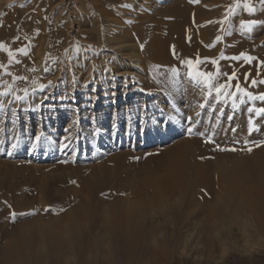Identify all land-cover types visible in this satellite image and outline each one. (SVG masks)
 I'll list each match as a JSON object with an SVG mask.
<instances>
[{"label":"rangeland","instance_id":"rangeland-1","mask_svg":"<svg viewBox=\"0 0 264 264\" xmlns=\"http://www.w3.org/2000/svg\"><path fill=\"white\" fill-rule=\"evenodd\" d=\"M129 1L131 0H0V21L7 12H13L16 16L13 18L15 22L12 25L25 18L39 26V30L36 31L38 38L36 43H23L11 49L10 41L12 39L15 42L16 37L1 40L2 44L8 46L10 54L13 53L11 55L13 57L19 52H27V62L30 61L33 64L31 71L38 75L35 87L25 93L22 87L27 85V76L21 77L18 71L4 72L0 69V124H2L0 135L2 137L21 127L27 128L29 122L34 120L33 127L37 131L39 126H36L41 120L53 121L54 117H47L45 114L50 113L54 108L59 110L67 106L66 109L73 111V118L76 116L74 112L76 107L83 105L80 108L86 109V112L92 110L89 105L92 101L83 100L77 105L73 100L75 97L91 99L94 96L93 76L97 72H102L101 64L104 65V62L109 61L101 60L98 62L100 65L98 63L94 66L88 65L86 67L88 73L84 72L83 75L77 72V67L80 66L78 61L82 59L80 56L87 46H97V48L92 47L95 50L89 52V55L83 53V58L94 56L91 53L98 54V41L84 42L89 36L86 30H92V27L97 24L101 25L102 17L99 9L101 7L105 11L113 12L117 19H121L120 21H124L121 12L123 13L124 5ZM178 1L185 0L152 2L153 7L146 18L136 23L134 19L124 21L127 24L131 23L134 33L138 32V43L156 44L158 52L173 57L172 60L174 59L176 64L179 63L178 69L165 68L162 71L158 66L160 72L151 73V78L153 77L151 81L153 80L160 96L148 105L150 101L147 103L142 96L133 95L135 86H125L123 83L113 85L114 83L110 80L104 82L102 93L105 98L108 97L109 102H113L117 95L119 102L125 100L126 94L133 96L134 102H131L129 107L133 106L134 117L138 115L140 132L141 130L151 132L152 136L153 125L156 122L151 116L152 110H162L160 116L164 118L169 114L167 124H176L175 128L167 132L160 143L157 140L154 144L140 147V149L119 148L113 153L92 156L70 152L67 156L52 161L53 163L42 157L29 159V150L21 154V151L16 150L17 145L13 148L11 144L6 146L0 144V255L4 257L7 247L18 241L19 247L14 245L16 250L21 247L24 256L34 259L45 245L53 246L54 235L61 232L60 228L71 226V229L68 228L70 233H66L68 236L65 235L64 239L69 243L77 244V248L73 247L74 249L70 251H64L63 258H57L56 251L51 249L47 261L42 264H65L64 259L66 261L70 259L71 264H94L98 253L93 249L87 250L84 243L87 244L96 238V235L101 237L104 233L98 231L101 218L98 217L99 226L94 225L95 227L92 226L91 220L96 213L105 211L109 216L120 215V212H125L124 209H126L129 215L128 222H137L145 231L155 227L158 229L156 230L158 234L151 235L150 240L159 239L166 242L164 248L172 252V258L168 259L169 264H209L210 251L204 240L206 223L211 224L210 235L218 237L217 240L221 241L222 245L212 255L211 264H254L264 261V239L261 238L260 244L250 252L244 249V243L240 240L243 233L252 234L253 228L248 221L249 214L241 220L238 219L239 224L235 223L233 204L238 201L237 198L233 197L232 201L225 199L224 202H218L214 208L210 209L207 205L214 204L215 198L205 199L199 194L192 198L191 186L184 187L181 191L176 189V193L169 199L167 197V203H150V195L143 196L141 199L138 197L145 188L147 190L150 187L142 182L146 178L155 176L158 166L163 169L170 158V155L168 156L170 151L185 140L191 143L190 163L192 162L193 165L203 161V163L207 161L214 165L224 160L227 164L229 163L228 165H236L239 169L242 166H239V163H243L247 167H242L245 171H241L240 168L241 172L238 175L241 178L240 181L253 179L264 170V113L256 111L264 107V102L258 99L261 94H264V52L259 51V48L264 50V8L260 0H186L184 3L188 4V14L194 20L193 23L169 16L163 24L157 25L159 16L166 12L169 15L173 13ZM232 3L237 7L229 6ZM246 4L252 6L254 11L249 12L243 9L242 17L237 8L241 9ZM201 11L214 14L213 18L208 19L207 24L216 26L214 40L201 38L210 27L204 25L205 21L201 20ZM87 13L90 14L87 16ZM175 23L179 24L178 30L174 28ZM241 23L247 26L242 29ZM176 31L183 34V41H193V38L199 37L201 40L199 46H204L209 54L201 52L198 47L192 55H188L185 49L180 47L179 41L175 40ZM73 41L77 46L80 45L78 47L81 50L71 51V53L68 48ZM251 63L257 65L250 69ZM0 64L3 65L4 60L0 61ZM26 64L21 63L19 67H29ZM190 68L193 73L192 78L189 77ZM157 76L160 82L156 80ZM222 85L224 87L220 94H217V88ZM237 85L241 89L240 92L236 90ZM245 92L257 99H249L244 95ZM177 96L181 99L188 96L192 98L191 104L184 106L186 109L184 115L177 113ZM105 101L106 99H103L101 105ZM42 105L49 108L46 113L41 109ZM129 107L123 103L116 110L113 109L108 118L110 122L113 119V112H121ZM39 111L43 112L38 114ZM87 115L91 118L93 113ZM180 119L183 125L179 124ZM186 124L188 130L185 128L183 131L182 128ZM74 125L73 129L78 125L81 126V123L74 119ZM26 137L33 139L36 136ZM17 143L16 141L15 144ZM117 163L122 165L121 169ZM227 168L230 167L227 166ZM123 169L127 170L123 171ZM134 170L137 175H133ZM133 177L140 179L141 183H138L139 180L133 181ZM87 183H89V191L85 186ZM203 190L206 188L201 189ZM77 192L80 194L78 195ZM136 200L139 201L138 203L141 202L139 209L142 212L134 216V206L131 208V202ZM94 203L98 204V212L94 211ZM231 203H233L232 206ZM68 212L72 214V218L65 217ZM38 223L44 224L42 227L46 232H43L42 228H36ZM51 226H54L52 228L54 232L50 231ZM55 227L58 229L57 232ZM72 228L75 231H72L74 230ZM220 229L227 231L221 234L222 237L217 235ZM48 231L53 235H50ZM231 236L235 238L232 240ZM226 241L230 243L228 247ZM236 243L238 245H235ZM80 244H83L85 248L84 246H81V249L78 248ZM142 249V244L138 243L136 251L139 253ZM76 252L85 254L81 262L77 260ZM16 255L17 251L14 252L13 257L15 258Z\"/></svg>","mask_w":264,"mask_h":264},{"label":"bare ground","instance_id":"bare-ground-1","mask_svg":"<svg viewBox=\"0 0 264 264\" xmlns=\"http://www.w3.org/2000/svg\"><path fill=\"white\" fill-rule=\"evenodd\" d=\"M157 1L161 2V1H167V0H131L127 2L126 5H124V10H123V13L121 12V16L123 17L124 21H126L127 19L129 20L134 19L136 23L148 16V14L150 13L153 7L152 2H157ZM184 2H186V0L178 1L174 12L170 13V15L167 12L160 15L159 16L160 19L157 22V25L163 24L165 20H167V17L169 16L181 18L184 20V22H187V23H193L194 20L188 14V4ZM239 5L240 4H238V6ZM229 6L237 7V5H234L233 3L229 4ZM99 9L101 11L100 16L102 17L100 21L101 25L99 26V24H97L92 27V30H89V29L86 30V32H89L88 34L89 36L87 37V39L84 40V42L98 41L99 43L98 54L99 55L97 53L96 54L91 53L94 56H87L89 55V52H93V50H95L92 47L97 48V46L91 47L89 45L87 46L86 49H84L83 47L84 49L83 53L87 54L86 55L87 57L83 58V53H82V56H80V58L82 57V59L78 61L80 63V66L77 67V72L80 74L87 72L88 70L86 71V67L88 65L93 64L94 66L101 60L103 61L108 60L109 62H104L105 63L104 65L101 64L102 68L101 67L100 68L102 72H97L93 76V78L95 79L94 81L95 88H94V92H92L94 93V96L92 98L90 97L91 99H88V98L86 99L85 97H79V98L75 97L73 100L74 104H77V105H79L80 101H83V100L92 101L89 104L90 109L92 110L90 112H86V109L84 110V108H80L83 105L80 107H76V109L74 110L76 116L75 118H73L72 117L73 111L66 109L67 106L66 108L61 107V109L59 110H56L54 108V110H51L50 113L45 114L47 115V117H54L52 122H45L44 120H41L39 125L36 126V127L39 126V128L36 131L34 130V127H33L35 120L31 121L29 122V125L27 126V128L21 127L18 130H15L13 132L9 131L10 133L4 137L0 135L1 145L6 146L8 144H11L12 146L17 141L18 143L15 144L17 145L16 150L21 151V154H25L27 150H29V155H28L29 159H36V158L42 157L44 160H48L52 162V161L58 160L59 158L67 156L70 152L71 153L74 152L78 154H85V155L89 154V156H92V155H103V154L105 155L107 153H113L119 148H134V150L140 149V147H146V146H150L154 144V141H157V140H158V143H160L161 141H163V139L167 135L166 133L170 132L171 130L175 128L176 124H172V125L167 124V122L169 121L168 117H170L169 114L167 115V117L165 115V118H164L163 116H160L161 115L160 111L162 110H156V111L152 110L151 116L153 117V119L156 120L155 125H153L154 130L152 132V136H151V132H145L144 130H141L140 132V123H139L138 115L134 117V114H135L134 108H132L133 106L129 107L131 102H134L133 96L126 94L125 100H123L122 102H119V98L117 95L115 96V99L113 100V102H109L108 97L105 98V96L102 94L104 82L108 80L112 81L114 83L113 85H117L119 83L121 84L123 83L125 86L132 85L136 87V88H133V90L135 89V91L133 92V95L142 96V98L146 100L147 103L150 101L148 103V105H150L152 101L155 100L156 97L158 98L160 96V93L158 92L156 86H154L153 80L151 81V79H153V77L151 78V73L155 72V74H158L160 72L158 66L160 67V70L162 71L165 68L178 69L177 64L179 63L177 62L176 64L175 60L174 59L172 60L173 57H170L169 55L161 54L160 52H158L156 50L158 48L156 44L151 43L149 45L147 44L148 45L147 46L144 43L143 44L138 43L137 42L138 32L137 33L133 32L134 27L131 26V23L127 24L124 21H120L121 19L119 18L118 20L116 16H114L113 12L105 11L102 7ZM243 9H245V11L247 10L244 6L241 7V9L237 8V11L241 12L242 17H243V13H242ZM89 14L90 13H87L86 15L88 16ZM200 14L202 15L201 20L205 21L204 25L210 26L209 28H207L209 30H206L205 34H203L202 35L203 37L201 36V38L208 39V40H214V38L216 37L215 36L216 26L215 24L207 25L209 23L208 19L213 18L214 14L205 13L204 11H201ZM14 16L16 15H13V12H7L5 16L3 17V19L0 21V61L4 60V64L3 65L0 64V69H3L4 72H9L11 70L18 71L21 73V77L27 76L28 77L27 85L22 88L25 89V93H28L30 90L33 89V87H35V81L38 75L36 76L33 73V71H31L33 64L30 61L27 62V52H19L13 57L11 56L13 55V53L10 54L9 48L7 49L8 46H6L4 43L2 44L1 40L7 39L10 37H16L17 40L15 42L12 39L10 41L11 49L17 48V46L23 45V43H28V44L36 43L38 39L36 31L39 28V26L37 24L32 23L29 19H25V18L24 19L20 18L21 20H19L18 23H16L15 25H12V23L15 22V20L13 19ZM178 27H179V24L175 23L174 28H177L178 30ZM182 36H183L182 33H180L179 31H176L174 38L175 40L179 41L178 43L180 47L182 49H185L188 55H192L193 54L192 52L198 47H200L201 52L209 54L208 50L204 46H199L200 41H201L199 37L193 38V41H190V40L183 41ZM78 46L74 44V41H73L71 42V44H69L68 49L70 52L76 51L80 49V47ZM262 49L263 48H259V51L264 52V50ZM33 55H34V52H33ZM62 55L63 54H61V56ZM68 55H69V52H68ZM21 63L22 64L27 63L26 65H28L29 67L21 68L19 67L21 66ZM254 65H257V64L251 63L250 69L251 67H254ZM156 78L155 79L160 82L159 77L157 76ZM108 90H110V88ZM4 95L5 94H3V96ZM51 95L53 96V94ZM103 99H106V101L105 103H103V105H101V101ZM177 99H178L177 113L184 115V113L186 112V109L184 108V106L186 107V104H191L192 98L188 96V97H184L181 99V97L177 96ZM60 100L62 101V99ZM123 103L128 105L129 107L127 108L128 111L127 109L126 110L123 109V111L121 112L119 111L113 112V119L110 122L108 118L110 117V114L112 113L113 109L116 110V108H118ZM73 106L74 105H72V107ZM41 109L44 110V112L46 113L47 109L49 108L42 105ZM42 112L39 111L38 114ZM88 113H93V116L89 118L87 115ZM34 115L35 114H33V116ZM90 115L91 114H89V116ZM144 115H146V113H144ZM38 116L41 118L43 117L42 115L41 116L38 115ZM74 119L75 121L76 120L79 121L81 123V126L78 125V127L76 126L73 129V126H75ZM179 124L183 125L182 120L180 121ZM1 125L2 124H0V127ZM225 127L227 128V125H225ZM185 128L186 130H188L187 124L182 128V130L185 131ZM239 134L241 133L239 132ZM26 136H32V137L36 136V137L32 139L31 137H26ZM37 137H39V140H37ZM64 145H68V147L64 148L63 147ZM190 148H191V143L188 142V140H185L184 143L180 144L177 148L170 151V153L168 152L169 153L168 156L170 155V158L169 160L166 161L167 163L165 164L164 168L160 169V167L158 166L157 168L158 172H155V173L151 172L152 174L154 173L155 176L152 175L153 176L152 178H146V179L144 178L145 180L144 182H142V184H144L145 186L149 185L151 188L149 187L150 189L148 188L147 190L145 188L144 192H141L138 197L141 199L143 196L145 197V196L150 195L151 196V200H149L150 203L151 202L154 204L155 202L159 204H162L165 202L167 203L168 202L167 200L169 199V197L173 195L174 193H176V189L181 191L184 187L186 188L188 186H191L193 188V191L191 192L192 198H195V195L197 194L201 195L205 199H210V197L215 198L214 204L209 203L207 205V207L210 209L214 208L218 202L220 203L224 202L225 199L226 200L228 199V201L230 200L232 201V199L237 198L238 201L236 203L234 204L231 203V206L232 204L234 206V208L233 207L232 208L235 211V217H234L235 223L239 224L238 219L241 220L243 217L249 214L250 218L248 221L251 223V228H253L252 234L246 235L245 233H243L241 235L242 238L240 240L243 241L244 246H245L244 249H246V251L248 250L250 252L252 251V249L255 250V246L259 245L261 242L260 239L261 238L264 239V170L261 172V174H258L259 176L257 175L254 176L253 179H250L248 181L246 179H242L240 181L241 178L238 177V175L241 171H245V169H242V167L246 168L247 165H243V163L242 164L239 163V166L242 165L240 167L241 171H240V168L237 169L236 165H233V164L228 165L229 163L227 164V162L224 160H222V162L221 161L216 162L214 165H212V163H209L207 161H205V163H203L204 161L202 163L201 162L197 164L194 163L195 165H193L192 162H191L192 164L190 163V157L192 156V154H190L191 153L189 150ZM117 166L121 169L122 165L118 164ZM227 166H229L230 168H227ZM124 170L126 171L127 169H123V171ZM134 174H136L135 170H134L133 175ZM147 176H149V174ZM133 181L135 182L138 181V183H141V180L138 178H134ZM85 186L87 190L89 191L88 189L89 183H87ZM200 187H204V188H200ZM205 188L206 190L201 191V189H205ZM148 190H151V191L148 192ZM77 194L79 195L80 192H77ZM83 197H86V196H83ZM86 200L88 199L86 198ZM86 202L89 203V201H86ZM138 202L139 201L137 200L131 202V208H133L134 206L133 212L135 215L132 214L134 216L140 215L141 214L140 212H142L139 209L140 207L139 204L141 202L140 203ZM181 202H182V199H181ZM93 206H94V211L98 212L99 211L98 204L94 203ZM124 210L125 212L124 211L120 212V215L114 214V215L109 216L108 212H105V211L99 214L96 213L97 215L95 214L93 219L91 220L92 223L91 222L90 223L92 224V226L94 225L97 226L98 225L97 219L98 217H100L101 224L100 226L98 225L99 226L98 231L104 233L103 236L98 237L96 235V238H94L91 242H88L87 244L84 243L87 250L93 249L96 253H98V255L96 254L97 259H96V262H94V264H98V262L99 264L101 263L103 264H165V262L166 264H169L170 262L168 259L172 258V252L169 249L164 248L166 242L163 240H159V239H157L156 241L150 240L151 235L156 236L158 234L156 231L158 229L155 227V229L150 228L149 230H146V231L142 230V228L139 226L137 222H131V223L128 222L129 215L127 213V210L126 209ZM65 217L72 218L73 216L71 213L68 212L66 213ZM42 226H44V224L38 223V226L36 228H39V229L42 228L44 232L45 228H43ZM204 226L206 227L204 228V230L206 231V235L204 234V240H205L206 246L209 247V251H210L208 255V259H209L208 262L209 264H211V260H213L212 255L216 253L218 249L221 248L222 245H221V241L217 240L218 237L216 238V237H213V235H210L209 230L211 228V224L206 223ZM53 227L51 226V230L50 229L49 230L52 231ZM65 227L60 228L62 229L61 232H58L57 235L56 234L54 235L55 245L52 242V239L50 238L51 242L53 243V246L55 247L53 246L47 247L48 245H45L44 246L45 249L43 248V250L39 251V253L36 254L34 259L32 258L30 259L24 256L23 251H21L22 250L21 247L19 248V250H16L14 245H16V247L18 248L19 247L18 244H20L18 241L15 243H11L12 245L7 247L6 249V255L4 257L2 256V254L0 255V264H32V263L42 264L47 261L46 259L49 257L48 255L51 252L50 251L51 249L56 251L57 258H63L64 251L66 252L70 251L72 250L73 247L77 248L78 246L77 244H74V243L72 244V242L69 243L68 240L64 239L66 233H70L68 232V228H70L71 226L66 227L67 229ZM57 231L58 229L55 230V232ZM72 231H75V229ZM49 233L50 235H53L51 234V232ZM223 233H227V231H223L222 229H220L217 235L219 237H222L223 235L221 234ZM66 236H68V234ZM75 236L76 235H74V237ZM195 236L196 234L194 235V237ZM228 237H229V233H228ZM140 238H142L141 241H140ZM233 238L235 237H232V240ZM138 243H141L142 248H143L139 253L136 251L138 249ZM225 243L227 247L230 244V243H227V241ZM237 243H239V241H237ZM237 243L235 245H238ZM81 246H84V245L80 244L78 248H80ZM238 249L240 248L238 247ZM82 250L85 251L84 249ZM15 251H17V255L14 258L13 255ZM222 251H225V250H222ZM77 255H78L77 260L78 261L80 260V262L82 259L85 258V254L83 253H78ZM69 261L70 259H68V261L64 259L63 262L65 264H71V262ZM254 264H264V261L255 262Z\"/></svg>","mask_w":264,"mask_h":264},{"label":"snow or ice","instance_id":"snow-or-ice-1","mask_svg":"<svg viewBox=\"0 0 264 264\" xmlns=\"http://www.w3.org/2000/svg\"><path fill=\"white\" fill-rule=\"evenodd\" d=\"M260 3H261V5H262V8H264V0H260ZM245 7L247 8V11H249V12H253V11H254V8H253L252 6H250L249 4H246ZM240 26H241V28L243 29V28H245L247 25H245L244 23H241ZM233 59H234V58H233ZM190 63H191V62H190ZM189 77H190V78L193 77V73H192V71H191V68H190V70H189ZM204 83H205V85H207V81H205ZM253 84H255V81H253ZM223 87H224V86L222 85L220 88H217V94H220L221 89H222ZM236 90H237V92H240V91H241V89L239 88V85L236 86ZM244 95L248 96L249 99H253V100H254V99H257V97L252 96L251 94H249V93H247V92H245ZM258 99L261 100L262 102H264V94H261V95L258 97ZM249 111H252V110L249 109ZM256 111L259 112V113H264V107H261V108H259V109H256ZM189 131H191V130H189ZM37 140H39V137H37ZM12 147L15 148L16 145L13 144ZM34 147H35V146H34ZM63 147L66 148V147H68V145H64ZM230 150L234 151L235 149H230ZM249 150H250V149H249ZM13 215H15V214H13Z\"/></svg>","mask_w":264,"mask_h":264}]
</instances>
